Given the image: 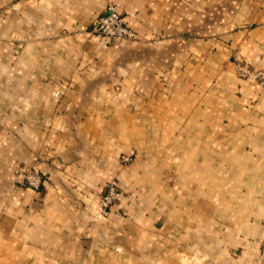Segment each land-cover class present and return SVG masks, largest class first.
<instances>
[{
  "label": "crops",
  "instance_id": "0c3cea01",
  "mask_svg": "<svg viewBox=\"0 0 264 264\" xmlns=\"http://www.w3.org/2000/svg\"><path fill=\"white\" fill-rule=\"evenodd\" d=\"M110 3L136 40L93 34ZM243 70L264 71V0H0V264H264Z\"/></svg>",
  "mask_w": 264,
  "mask_h": 264
},
{
  "label": "built area",
  "instance_id": "2783aa9c",
  "mask_svg": "<svg viewBox=\"0 0 264 264\" xmlns=\"http://www.w3.org/2000/svg\"><path fill=\"white\" fill-rule=\"evenodd\" d=\"M91 31L108 44H115L122 40L134 41L137 37L136 31L128 24L125 16L114 3H110L104 14L93 22ZM241 76L251 78L264 86V71L243 70ZM122 160L124 163H128L132 158L124 156ZM44 183V176L40 172L30 170L25 173V185L27 187L39 190ZM121 194L122 192L117 185L109 184L103 199L104 210H109L121 197Z\"/></svg>",
  "mask_w": 264,
  "mask_h": 264
},
{
  "label": "rangeland",
  "instance_id": "374dc122",
  "mask_svg": "<svg viewBox=\"0 0 264 264\" xmlns=\"http://www.w3.org/2000/svg\"><path fill=\"white\" fill-rule=\"evenodd\" d=\"M131 158V157H130ZM133 159V158H132ZM262 257H263V259H264V242L262 243Z\"/></svg>",
  "mask_w": 264,
  "mask_h": 264
}]
</instances>
